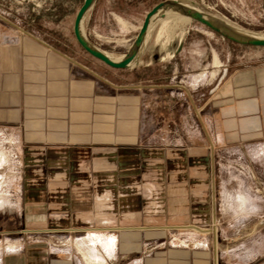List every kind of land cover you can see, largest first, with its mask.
Listing matches in <instances>:
<instances>
[{
	"label": "crops",
	"instance_id": "1",
	"mask_svg": "<svg viewBox=\"0 0 264 264\" xmlns=\"http://www.w3.org/2000/svg\"><path fill=\"white\" fill-rule=\"evenodd\" d=\"M199 25L129 68L0 38V264H264V59L216 69Z\"/></svg>",
	"mask_w": 264,
	"mask_h": 264
},
{
	"label": "rangeland",
	"instance_id": "2",
	"mask_svg": "<svg viewBox=\"0 0 264 264\" xmlns=\"http://www.w3.org/2000/svg\"><path fill=\"white\" fill-rule=\"evenodd\" d=\"M83 1L0 0V38L15 32L27 31L39 35L47 43L85 61L89 66L105 68L104 62L97 61L87 53L74 36V19ZM162 1L164 0H96L84 22V32L94 45L115 57H120L128 52L147 12ZM185 1L245 32L264 34V0ZM181 18L178 14L161 15L155 21L148 40L151 36L159 35L157 48L160 43L166 47L168 41H177L185 33L189 22L200 26L195 20ZM203 28L214 35L216 69L224 68L227 64H254L264 59V47L241 45L224 38L206 26ZM191 34L196 35L197 41H194V45L198 47L199 52L194 56L199 58L198 72L202 75L201 71L207 64L206 35L203 36L198 30L191 31ZM171 62L173 61H168L166 58L159 64L154 62L151 70L156 73L161 71L164 74H172L174 69L170 67ZM210 70L214 69L210 68ZM176 74L178 75V72ZM179 79V76L174 78L173 84L183 85L184 83ZM176 88L172 86L173 90ZM10 147L8 140L0 137V150L5 152L8 150L10 153ZM230 166L239 170L244 168L238 160H231ZM1 171L5 172L0 168ZM2 189L3 187L0 188ZM1 200H4V196H0ZM258 228L264 236V225ZM247 231L252 232V228Z\"/></svg>",
	"mask_w": 264,
	"mask_h": 264
},
{
	"label": "water",
	"instance_id": "3",
	"mask_svg": "<svg viewBox=\"0 0 264 264\" xmlns=\"http://www.w3.org/2000/svg\"><path fill=\"white\" fill-rule=\"evenodd\" d=\"M96 0H84L79 10L76 13L73 25L74 36L79 43V45L93 57L103 61L105 64L113 68H129L130 63L137 56L141 46L143 45L147 32L151 23V19L158 11L167 6L176 8L181 11L186 16H189L192 20L197 21L198 23L208 27L212 31L220 34L224 38L233 41L235 43L246 45V46H256L264 47V39L262 38H248L240 36L224 26L217 24L216 22L210 20L203 12L199 10H193L191 8H186L180 0H164L156 4L151 10H149L143 20L140 29L131 44L128 52L124 54V57L121 60H113L106 52L94 45L89 38L86 36L85 32L82 31V21L88 11L93 7ZM163 15V14H162ZM208 15V14H207Z\"/></svg>",
	"mask_w": 264,
	"mask_h": 264
},
{
	"label": "bare ground",
	"instance_id": "4",
	"mask_svg": "<svg viewBox=\"0 0 264 264\" xmlns=\"http://www.w3.org/2000/svg\"><path fill=\"white\" fill-rule=\"evenodd\" d=\"M180 1L182 2V4H183L186 8H191V9H193V10H199V11L203 12V13H204V14H205L210 20L216 22L217 24H219V25H221V26L226 27V28L229 29L230 31H232V32H234V33H236V34H238V35H240V36L248 37V38H262V39H264V34H255V33L245 32V31H243V30H241V29H239V28L233 26L232 24H230V23H228V22H226V21H223V20H221V19H219V18H217V17H214V16H210L209 14L207 15V13H205V12L202 11V10H200L199 8H197L196 6H194L193 4L188 3V2L185 1V0H180ZM89 11H90V10H89ZM89 11H88V12H89ZM162 14H163V15H165V14H167V15H168V14H173V15H174V14H178L179 16L182 17L181 19H183V20H185L186 18L191 19L189 16L184 15L183 13H181V11L177 10L176 8L167 7V6L161 8V9L158 11V13H157L156 15H154L153 18L151 19V23H150V26H149V29H148V32H147L146 39H145L143 45L141 46V48H140V50H139L137 56H136L135 59L130 63V65H129L130 67H132V66H134L135 64H137V62H138V60H139V57H140L141 53L143 52L144 47H145V45H146V43H147V40H148L149 35H150V33H151V30H152V28H153V26H154V23H155V21H156V20H157ZM87 15H88V13L85 15V17H84V19H83V21H82V25H81L83 33H84V22H85V20H86V18H87ZM130 47H131V46H130ZM103 51H104V50H103ZM104 52H106V51H104ZM106 53H107V54H108L113 60H115V61L121 60V59L124 57V55H122V56H120V57H115V56L111 55V54L108 53V52H106ZM102 241H104V237H103L102 235H99V234H95V233H94L93 235H90V236H89V242L92 243V244H96V243H98V242H102ZM77 242H78V241H77ZM98 247H99V246H98ZM95 252H96V251H95Z\"/></svg>",
	"mask_w": 264,
	"mask_h": 264
}]
</instances>
